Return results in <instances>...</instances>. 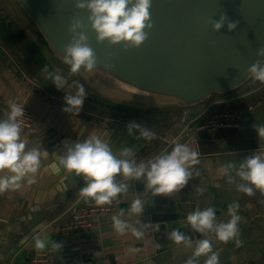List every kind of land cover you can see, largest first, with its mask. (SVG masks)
I'll return each mask as SVG.
<instances>
[{
	"label": "clouds",
	"instance_id": "9594fccd",
	"mask_svg": "<svg viewBox=\"0 0 264 264\" xmlns=\"http://www.w3.org/2000/svg\"><path fill=\"white\" fill-rule=\"evenodd\" d=\"M151 5L152 0H75L77 9L88 11L87 19L91 29L96 33V41L102 43L107 40L112 45L121 44L124 50L138 48L147 40L148 33L153 28L149 11ZM209 23L214 31H219L225 24L227 29L232 31L236 29L239 21H229L221 14L219 19L210 18ZM84 26L79 17H73L68 26L71 39L63 45L62 60L69 68V76L79 75L81 71L92 73L97 67L96 53L88 43V36L81 30ZM256 55L264 57V47H259ZM43 71L58 90L65 88L67 79L59 70L49 72L45 65ZM246 71L254 80L264 83V59L256 60ZM73 83L76 88L75 94H66L63 98L65 101L63 111L66 113L74 111L79 113L87 97L83 84L79 81ZM8 103L9 110L6 111L4 118H0V194L9 189L19 188L20 182L25 178L29 183L34 182L35 174L41 166V158L48 156V152L40 148L26 150L27 141L21 136L20 122V118L24 116V107L18 106L14 101ZM126 127L128 134L135 138H155L147 127L136 122H130ZM253 127L258 139L264 141V124ZM59 162L68 172H74L82 177L84 185L79 189L80 196L85 200H92L97 206L111 204L121 194L128 197L130 184L118 182L117 176L125 180H140L144 192L132 193L127 212L128 216L135 215L139 219L135 223L122 219L126 215L124 210L111 217L112 227L118 234L131 230L137 238L144 235L143 229L160 230L159 223H142L140 220L144 207L149 202L148 194L172 196L188 184L194 173L199 174L194 167L199 164V153L187 143L176 142L170 151L156 155L147 163H138L131 149L125 148L118 157L113 153L109 143L95 134L82 140L65 142L64 153L60 156ZM223 174L229 183H235L237 191L250 197L256 195L258 191L264 196V145L244 156L239 164L234 162L226 164L223 167ZM202 191V188H195L197 195ZM238 209V203L230 204L227 208L229 218L218 222L213 207H195L185 218L178 221L181 227H190L194 233H200L202 236L192 239L180 229L168 232V239L171 242L193 248L192 256L185 264H199L198 258L201 256L206 257L204 264H219V256L213 251L212 242L207 238L211 234L221 242L235 240L237 246L240 245ZM49 244L57 252L63 246L62 243L50 238L46 242L39 236L35 237L37 250H44Z\"/></svg>",
	"mask_w": 264,
	"mask_h": 264
}]
</instances>
